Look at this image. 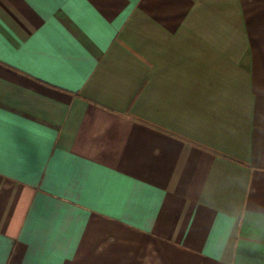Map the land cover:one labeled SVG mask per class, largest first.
<instances>
[{
    "label": "crops",
    "instance_id": "0c3cea01",
    "mask_svg": "<svg viewBox=\"0 0 264 264\" xmlns=\"http://www.w3.org/2000/svg\"><path fill=\"white\" fill-rule=\"evenodd\" d=\"M0 35V264H264V0H0Z\"/></svg>",
    "mask_w": 264,
    "mask_h": 264
},
{
    "label": "snow or ice",
    "instance_id": "6c2138e0",
    "mask_svg": "<svg viewBox=\"0 0 264 264\" xmlns=\"http://www.w3.org/2000/svg\"><path fill=\"white\" fill-rule=\"evenodd\" d=\"M68 2H72V0H68ZM4 43H6V42L4 41L3 36L0 35V60L4 59V56H3V44ZM6 62L11 63V61H6ZM14 66H19V65H14Z\"/></svg>",
    "mask_w": 264,
    "mask_h": 264
}]
</instances>
